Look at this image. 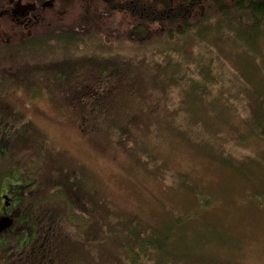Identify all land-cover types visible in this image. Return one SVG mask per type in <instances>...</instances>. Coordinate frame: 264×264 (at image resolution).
Returning <instances> with one entry per match:
<instances>
[{"label":"rangeland","instance_id":"obj_1","mask_svg":"<svg viewBox=\"0 0 264 264\" xmlns=\"http://www.w3.org/2000/svg\"><path fill=\"white\" fill-rule=\"evenodd\" d=\"M85 1L41 0L40 13L35 12L38 19L30 26V34L34 29V37L40 35V40H43L40 45L34 44L35 50L43 49V44L48 45V48L40 50V55L35 59L36 53H31L32 47L30 54L23 53L18 47L26 38L22 26L2 18L0 80L8 81L9 73L20 68L21 63L31 64V61H40L42 58L59 60L55 64H48L59 72L58 69L67 67L64 59L68 57L76 60L79 58L78 53L98 59L129 57V66L134 69V62L137 64L134 59L143 63L144 59L157 53L154 48L149 51L138 48L139 46L168 44L163 40L166 25L159 30L152 29V33L148 32L144 36L137 34L134 28L137 18L131 17L136 11L132 9H129V14L121 15L120 12L116 13V9L104 7V10H99L100 16L95 18V22L88 20L84 25L87 12L82 8ZM99 1L126 3V0ZM147 1L150 0H142L143 3ZM141 7L144 9L145 5ZM88 16L91 18L92 12ZM194 16L197 18L193 19L191 26L223 21L211 4L199 8ZM79 17L84 26L73 28ZM210 17L212 18L209 19ZM226 19L234 20L231 15ZM57 21H65L70 28L59 31V34H75L87 46L79 48L78 52L72 50L66 55L59 47L50 50L53 46L46 41V33ZM230 26L233 28L234 24L230 23ZM196 29L200 31L199 28ZM219 32L222 36L213 34L212 30L205 33L202 36V48L205 46L215 51L224 67L230 68V71H226L231 77L234 75L239 81L244 77L245 84L240 81L242 88H247L248 85L255 91L260 89L264 96V23L259 25L254 51L253 48H246L241 38L229 33L227 29ZM110 38H114L112 46L103 42V39ZM185 39H192L185 55L190 59L194 50L199 49V43L191 35ZM122 40H127L130 48L119 46L117 41L122 43ZM171 42L172 40L169 41ZM67 46L75 47L71 43ZM29 56L32 58H28ZM240 70L242 72L238 76L237 72ZM245 71L247 75H244ZM139 73L137 95L134 98L123 96L115 115L129 126L130 142L126 144L112 133L104 141L101 140L102 137L96 138V145L68 120L64 109L51 105L47 96L35 99L27 97L17 86L6 90L11 99L20 101L23 105L20 110L27 117L33 118L37 130L48 138L50 147L63 151L65 160L85 169L96 191V198L103 203L104 212L111 211L112 217L119 223L131 220L126 229L142 230L159 243L161 250L144 258V264H264V196L257 197L263 191L262 188H257V182L259 175L264 172V152H261L264 137L259 135L260 129L264 128V119L252 121L255 128L247 122L243 124V130H233L229 127V122L241 129V117L233 113L232 107L228 111L230 89H221L215 98L209 87L196 92L189 84L176 83L172 74L166 77L157 75L156 84L151 78L152 70L139 69ZM157 85L163 89L160 93ZM2 90L5 88L0 89V92ZM194 95L197 96L196 100L192 99ZM250 95L255 97L256 94L251 91ZM210 100L211 109L207 106ZM197 108L201 121L210 125L215 122L211 126L218 134L217 141L223 149L222 153L217 148L206 150V136L196 135L190 125H186L187 121L189 123L190 119H195L191 114ZM244 111L245 109L242 110ZM227 115L232 117L229 122ZM178 119L181 120V125H177ZM221 121L228 122L225 124L228 127ZM229 151L232 152L231 155H228ZM9 174L10 171L3 172L0 181L4 175ZM57 191H47L46 196L55 200L58 198ZM204 201L206 206L201 205ZM88 208L87 206L82 210L84 221L76 214L75 222L82 227H85L84 223L88 220ZM96 216L99 221L98 212ZM135 218L138 219L133 220ZM108 220L113 222L111 217ZM126 229L120 233L129 238ZM107 248L112 251L110 247ZM91 250L88 244L84 257L86 264H109L107 259H100L103 256L99 257L98 249L94 260ZM136 263L143 264V257Z\"/></svg>","mask_w":264,"mask_h":264},{"label":"trees","instance_id":"obj_2","mask_svg":"<svg viewBox=\"0 0 264 264\" xmlns=\"http://www.w3.org/2000/svg\"><path fill=\"white\" fill-rule=\"evenodd\" d=\"M85 2L82 8L87 12L83 22L84 25L88 20H90V22H95V18L100 16L99 10H104V7L116 9V13L120 12L121 15L123 13L129 14V9H132L136 11L131 17L137 18V23L134 24L137 34H142L144 36L148 32L152 33V29L159 30L161 26L166 25L164 28L163 40H166L168 43L162 46L154 44L147 47L143 45L139 46L138 48H144L149 51L154 48L157 50V53L153 57L144 59L145 62L143 63L134 59L137 62V64L134 62V69H131L129 66V61L131 60L129 57L123 58L121 56H113L98 59L91 58L90 55L82 53H78L79 58L76 60L66 57L64 63L67 67L65 69H58L60 70L59 72H56L54 68L48 65L59 62L57 59L50 61L51 58H42L40 61L33 60L31 64L22 65V68L27 67L28 70L27 73H24L28 74L27 76L29 77L28 81L31 86L28 87V89H31L30 94L32 98L35 99V97L47 96L51 105H54V102L58 104L61 101V103L58 104V108L64 109L68 120L73 122L80 133L88 136L89 140L94 144L97 145L96 138L100 139V137H102L101 140L104 141L107 140L112 133H115L117 137L121 138L125 144L130 142V140H128L129 126H126L122 121L116 118L115 115L120 108V100L123 96L134 98V95H137V84L139 83L137 78L140 77L139 69L152 70L151 78L156 84L157 75L162 74L166 77L172 74L176 83L184 82L185 84H189L196 92H200L201 89L209 87L215 98L219 95L221 89H230V100L227 102L229 104V107L227 106L229 109L228 111H230L232 107L233 113L241 117L240 129L237 125L231 123L230 120L232 117L227 115L228 122L230 121L229 127L233 130H243V124L247 122H250L252 127H254L252 121L257 122L260 118L264 119V96L262 95V91L260 89L255 91L252 87H248V85H246L247 88H242L240 81L245 84V78L243 77L242 80L239 81L234 75L231 77L226 71V69L230 71V68L224 67L221 59H219L220 57L215 55L216 52L205 46L202 48V36L205 35V33H210L212 30L214 32L213 34L222 36L219 31L225 29L236 37L241 38L246 48H255L254 43L257 40L256 35L259 33V25L264 23V0H150L146 3H143L142 0H126V3L122 4L109 1L101 2L99 0H91L92 3H90V0H86ZM8 4V1L0 0V5L7 6ZM210 4L212 9L223 21H217V24L214 22H207L191 26L190 23L194 18H197L194 15L199 8L202 9V7ZM226 4L228 5L226 6ZM141 5H145V8L143 9ZM89 12H92L91 18L88 16ZM198 15L200 16V13ZM229 15H231L234 20L227 21L226 18ZM211 18L212 17L209 19ZM83 23L82 19L79 17L74 23L73 28L78 26L82 27L84 26ZM230 23L234 24L233 28L230 26ZM229 26L234 30H231ZM236 26H238V28H236ZM90 28L85 29L89 30ZM196 28H199L200 31H197ZM64 30H70L69 24H65V21H57L48 28L46 33L48 35L46 38L50 40L44 39L53 46L50 50L59 47L66 55L72 50L78 52L79 48L83 49L85 45L87 46V44L81 43L75 34H59V31ZM89 32L93 34L92 31ZM54 34L57 36H54ZM190 35L199 43V49H195L192 57L189 59L185 55L188 52L186 49L192 39L187 41L185 38L188 36L190 37ZM30 37V44L32 45L31 51L33 54L36 53L33 58L35 59L40 55L38 52L45 47L48 48V45L45 46L43 44V49H38L37 51L34 49V44L40 45L43 40H40V35L39 37H34V29ZM87 40L88 38L86 41ZM170 40H172L171 43H169ZM103 42L112 46L114 44V38L103 39ZM117 42H119V46L124 45L130 48L127 40H122V43L121 41ZM70 43L71 45L74 44L75 47L67 46ZM184 46H186V48ZM149 47L150 49H148ZM101 48H104V46L101 45ZM254 48L252 49L253 51ZM23 53L26 52L23 51ZM250 55H252V53H250ZM155 66H157V70H155ZM241 72V70L237 72V74H239L238 76H240ZM244 75H247L246 71ZM223 78H225V81H222ZM107 80H110V82H107ZM48 84L55 85V87L49 88ZM14 85L15 84H13V86ZM158 88L159 93L163 91L161 87L158 86ZM43 91L44 93H42ZM251 91H254L256 94L255 97L250 95ZM131 94H133V96H130ZM196 98L197 96L194 95L192 99L196 100ZM211 102L212 100L209 101L208 105L206 104L210 109ZM2 109L6 110L0 106V133H9L12 135L19 133L23 128L25 129L30 125L32 126V124H29L30 122H24L21 117L19 118L20 115L22 116L21 112L18 114L10 110L2 111ZM244 109L245 111L242 112ZM197 110L198 108L191 114V116L197 120L190 119L189 123L188 121L186 122V125H190L191 130H194L196 135L206 136V141L208 143L205 146L206 150L217 148L222 153L223 149H221L220 143L217 141L218 134L214 132L211 126L215 122L210 125L207 122L201 121L197 115ZM194 114L197 116L195 117ZM21 121L23 122V128L20 126L22 124ZM221 122L224 126H227L225 124L228 122ZM177 125H181L180 119L177 120ZM259 135L264 137V128L260 129ZM0 141V145L2 144L3 149L9 147V143L6 139L3 140L2 138ZM92 142L90 143L93 144ZM24 149H27L28 153L33 147L28 144L24 146ZM261 152H264V148ZM230 153L232 152L229 151L228 155H231ZM18 169L24 170L26 168L23 167ZM45 179L47 180L48 177H45ZM87 180L90 183L88 175ZM60 182L61 184L57 185L49 184L50 190L52 191H56L53 188L58 187L56 195L58 198L53 200L50 196H46V193H41V201L35 204V213L30 212L32 204L28 206L21 200L19 194H17V199L14 200V208L17 209L19 213L15 218L13 227L18 229L32 227L58 228L59 226L77 228L81 236V244L85 245V249L86 245L89 244L90 249H92L91 253L93 252V259L96 260V251L98 249L99 257L103 256L100 259H107V263L109 264H123L124 262V264H140L136 263V261L141 257H143L144 264V258L161 250L159 243L155 239L148 237L144 231L137 230L136 228L130 230L126 229V227L131 224V220L128 221V223H119L117 219L112 217L111 211L105 213L102 209L103 203L99 198H96V191L91 183H88L85 193L81 191L79 193L80 195H78L77 190L66 184L64 179H60ZM89 185L91 186V193ZM257 185V188L263 189L260 194H257V197L261 198L264 196V172L259 175ZM204 202L205 203L201 205L206 206L207 203L206 201ZM87 206L89 207L86 216L88 220L84 223L85 227H82L75 222V220H77V215H80L81 220H83L84 211L82 210L87 208ZM96 212L99 213V221ZM108 217H111L113 222H110ZM136 219L138 218L133 220ZM18 229H16V231H18ZM125 229L126 232L128 231L131 237H129L130 239L127 237L125 238V236L120 233V231H124ZM18 234H21V232H17L16 235ZM79 238V236L73 238L72 241L75 245L67 242L61 252L66 264H86L84 259L85 251H82L81 256H78L75 247L79 242ZM92 243H94L93 245H95V247H93ZM107 247H110L112 251H110V249L108 250ZM15 249L16 248L12 244L0 240V264H33V261L30 260L26 251L19 248L17 252H14ZM46 259L45 257L39 258L38 260L43 263ZM99 264H102V262Z\"/></svg>","mask_w":264,"mask_h":264},{"label":"flooded vegetation","instance_id":"obj_3","mask_svg":"<svg viewBox=\"0 0 264 264\" xmlns=\"http://www.w3.org/2000/svg\"><path fill=\"white\" fill-rule=\"evenodd\" d=\"M6 1L9 2L7 6L0 5V21L3 18L5 21L22 26L26 38L18 44V47L20 51L30 54V48L32 47L30 44V26L38 19L35 12L38 11V14L40 13L42 2L41 0ZM28 58L31 57L29 56ZM22 65L21 63L20 68L9 73L8 81L0 80V89L5 88V90L0 92V106L13 113L17 112L19 114L21 112L22 116L20 115L19 118L21 117L24 122L32 124V126L30 125L24 129L21 121L22 124L20 126L23 130L19 131V133L12 135L0 133V139H6L9 143V147L5 148L7 151L3 149L2 144L0 145V175L3 172L10 171L9 176L4 175L2 181H0V219H12L11 226L3 227L0 231V240L12 244L16 248L14 252H17L19 248L26 251L33 264H66L61 252L67 242L75 245L72 241L74 237H80L79 242L75 246L78 256H81L82 251H85V245L80 242L81 236L77 228L59 226L58 228L32 227L18 229L13 227L15 218L19 213L14 208V200L17 199V194L28 206L32 204L30 212L35 213V204L41 201V193H46L45 191L53 192L50 190L49 184H61L60 179H64L66 184L74 187L78 195H80L81 191L85 193L89 183L85 169L80 165H75L65 160L63 151L51 148L48 138L40 131H37L33 118L27 117L26 113L20 110V107L23 106L20 101L10 98V93L6 89H12L13 84L18 86L27 97H32L30 94L31 89H28L31 86L28 81L29 77L27 76L28 74H25L28 70L27 67L22 68ZM6 84L7 86L4 87L3 85ZM48 87L54 88L55 85L48 84ZM60 103L61 101L58 104ZM58 104L54 102L55 106H58ZM6 110L2 109V111ZM28 144L32 145L33 149L27 153V149L25 150L24 146ZM23 167L26 169H18ZM45 177H48V179L46 180ZM89 188L91 193L90 185ZM53 189L58 190V187ZM17 232H21V234L16 235ZM45 257L47 259L43 263L38 260Z\"/></svg>","mask_w":264,"mask_h":264},{"label":"water","instance_id":"obj_4","mask_svg":"<svg viewBox=\"0 0 264 264\" xmlns=\"http://www.w3.org/2000/svg\"><path fill=\"white\" fill-rule=\"evenodd\" d=\"M12 224V219L10 218H1L0 219V231L3 227H9Z\"/></svg>","mask_w":264,"mask_h":264}]
</instances>
